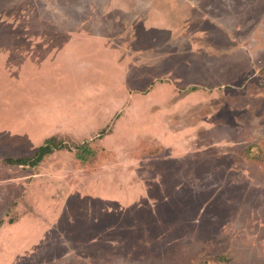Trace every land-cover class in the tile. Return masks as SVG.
Listing matches in <instances>:
<instances>
[{
	"label": "rangeland",
	"instance_id": "rangeland-1",
	"mask_svg": "<svg viewBox=\"0 0 264 264\" xmlns=\"http://www.w3.org/2000/svg\"><path fill=\"white\" fill-rule=\"evenodd\" d=\"M0 264H264V0H0Z\"/></svg>",
	"mask_w": 264,
	"mask_h": 264
},
{
	"label": "crops",
	"instance_id": "crops-1",
	"mask_svg": "<svg viewBox=\"0 0 264 264\" xmlns=\"http://www.w3.org/2000/svg\"><path fill=\"white\" fill-rule=\"evenodd\" d=\"M193 45V44H192ZM193 48H195V46H192ZM194 49H192V53H194L195 51H193ZM197 54L199 55V53L197 52ZM205 53H203L202 56H204ZM207 57H214L215 55L214 54H206ZM227 56H229L230 58L232 57H235V56H240V57H243L242 58V61L245 62V57H247V55L243 54L242 52H239L237 51V47L234 48V50H232ZM200 61H202L200 59ZM203 62V61H202ZM194 65L193 66H190V63H185L183 62L182 63V73H181V76H179L178 78L182 79L183 81H187V83L191 86H197V87H208L209 84L206 83L205 81L207 80V78L205 77V73H206V69H204V66L203 64H201L200 66H198V64H195L193 63ZM228 65H231V64H228ZM197 66V67H196ZM207 68L208 70L210 71V66L207 65ZM214 67L212 68V71L214 72ZM217 71V70H216ZM211 73V72H210ZM229 76V75H228ZM226 76V77H228ZM232 75H230L231 77ZM213 78H211L212 80L215 78L217 79L218 77L217 76H213ZM232 77H235L234 75ZM234 80V79H233ZM232 80V81H233ZM208 81L210 82V79H208ZM227 82H229L228 80H225ZM225 85H226V82H224ZM221 83L217 82L215 83L214 85H212V87H219ZM187 85V87L189 86Z\"/></svg>",
	"mask_w": 264,
	"mask_h": 264
},
{
	"label": "trees",
	"instance_id": "trees-1",
	"mask_svg": "<svg viewBox=\"0 0 264 264\" xmlns=\"http://www.w3.org/2000/svg\"><path fill=\"white\" fill-rule=\"evenodd\" d=\"M123 70L121 69L119 73H121ZM54 143V139H50L48 141V144H53ZM64 146L60 143L59 145H56V148H63ZM250 150H252L250 147L247 148L246 152L248 153ZM39 152L42 153L43 155H45L47 153L46 149L44 146H42L41 148H39ZM92 152L91 154L96 155V153H99V151H94V148H92V145L88 144V145H82L80 146V148L78 149V152L76 153V159L79 160L80 162H85L88 161L90 158V156H88V154ZM259 157L258 156H254L253 159H256ZM29 158L27 157H23V158H17V159H13V158H8L7 162L10 164H28L29 162ZM40 161V159L38 160V162ZM46 212H48L46 210ZM51 213V212H50ZM46 217L44 220H48L49 218V214H46ZM18 228V227H17ZM14 230V228L12 229Z\"/></svg>",
	"mask_w": 264,
	"mask_h": 264
}]
</instances>
